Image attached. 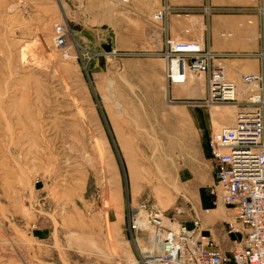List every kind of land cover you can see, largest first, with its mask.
Wrapping results in <instances>:
<instances>
[{
  "label": "rangeland",
  "instance_id": "rangeland-1",
  "mask_svg": "<svg viewBox=\"0 0 264 264\" xmlns=\"http://www.w3.org/2000/svg\"><path fill=\"white\" fill-rule=\"evenodd\" d=\"M131 1L0 0V264H141L148 232L127 231L125 207L142 199L198 216L213 240L223 233L231 209L205 146L233 123L234 107L207 102L204 74L166 84L153 35L130 40L115 26ZM61 21L71 30L66 59L51 43ZM221 60L222 77L242 87ZM167 109L176 132L165 129Z\"/></svg>",
  "mask_w": 264,
  "mask_h": 264
},
{
  "label": "built area",
  "instance_id": "built-area-1",
  "mask_svg": "<svg viewBox=\"0 0 264 264\" xmlns=\"http://www.w3.org/2000/svg\"><path fill=\"white\" fill-rule=\"evenodd\" d=\"M164 11H156L153 19L164 24ZM70 36L66 22L52 24L51 43L62 59L69 57ZM109 54L119 53L111 49ZM158 55L164 61L167 85H182L190 73H201L205 75L207 102L234 107L233 123L211 130L206 141L220 201L231 209L226 233L233 237L226 254L204 233L197 217L185 224L177 218L179 209L167 215L150 199H142L125 207L127 231L148 232L151 249L142 252L140 263L264 264V69L240 77L239 88L217 69L224 54L211 51L201 40L164 35ZM259 58L264 60L263 52Z\"/></svg>",
  "mask_w": 264,
  "mask_h": 264
},
{
  "label": "crops",
  "instance_id": "crops-1",
  "mask_svg": "<svg viewBox=\"0 0 264 264\" xmlns=\"http://www.w3.org/2000/svg\"><path fill=\"white\" fill-rule=\"evenodd\" d=\"M164 8L165 22L164 24L159 22V26H164L165 31L157 26L148 29L143 21L153 19V14ZM130 11L139 19L138 22L142 21L144 26L142 29L135 31L129 27ZM109 24L113 25V21L106 18L105 25ZM115 26L130 40L146 39V34L153 35L152 45L155 51L161 49L164 35L184 41L201 40L211 51L224 54L221 61L227 68L228 75L235 80H239L243 74L257 72L259 55L264 53V0H132L127 13L122 11L120 22ZM105 31L109 32V29ZM146 54L153 55L154 52ZM187 78L183 83L187 86L197 80L202 82V79H197L201 77L194 79L191 74ZM218 115L226 114L220 110ZM165 119L167 120L165 129L169 133L176 132L178 121L176 114L167 109ZM187 119L191 121L189 115L181 118L184 122ZM170 137H167L170 140L167 142L168 147L173 143ZM205 147L207 158L213 165L214 182V163L209 156L207 144ZM217 214L219 211L215 210L210 216L215 218ZM180 220L188 224L190 219ZM201 228L204 231L202 226ZM232 237V234L226 233V224L222 235L213 236L226 254L229 253L231 247L229 240Z\"/></svg>",
  "mask_w": 264,
  "mask_h": 264
},
{
  "label": "bare ground",
  "instance_id": "bare-ground-1",
  "mask_svg": "<svg viewBox=\"0 0 264 264\" xmlns=\"http://www.w3.org/2000/svg\"><path fill=\"white\" fill-rule=\"evenodd\" d=\"M126 1H128V0H126ZM228 122H229V121H228ZM230 124H232V123H229V124H221V125H230ZM221 125H220V126H221Z\"/></svg>",
  "mask_w": 264,
  "mask_h": 264
}]
</instances>
